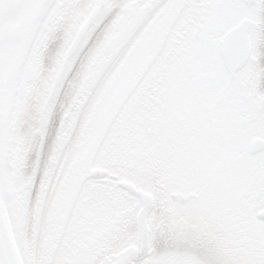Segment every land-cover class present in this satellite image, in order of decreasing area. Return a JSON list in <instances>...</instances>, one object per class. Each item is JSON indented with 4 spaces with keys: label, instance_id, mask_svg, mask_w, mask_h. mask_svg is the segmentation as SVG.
<instances>
[{
    "label": "flooded vegetation",
    "instance_id": "obj_1",
    "mask_svg": "<svg viewBox=\"0 0 264 264\" xmlns=\"http://www.w3.org/2000/svg\"><path fill=\"white\" fill-rule=\"evenodd\" d=\"M133 2L136 4L135 11L142 19L145 11L152 7L146 16H154L151 28L173 10L175 12L168 24L167 39L164 38L150 61L157 59L160 51L165 48L166 52L162 53L168 61L165 74H169L171 69L175 70L176 61L182 59L185 64L196 51H203L204 44H208V13L203 9L173 4L166 0ZM78 12V7L51 10L42 7L34 13L33 22L28 25L27 39L23 43L17 41L18 25L9 27L0 42V62L5 57L8 61H19L20 58V74L23 65H26V74L21 82L23 74L14 75V86H8L9 82H4L0 74V117L5 129L7 124L8 129L12 125L11 134L3 135V154L0 160L3 164V181L0 185V198L21 264H112L122 252L133 250L136 244L135 219L141 206L136 190L127 192L118 184L124 178L110 177L111 174L121 172L116 166L113 168L104 165L105 175L102 178H92L90 170L101 166L95 164L94 156H90L85 163L79 150L85 138V134L80 137L78 131L80 100H89L95 93L96 96L101 94L99 101L103 100L107 90L104 92L101 85H113L114 80L105 81L109 74H102L94 84L93 59L84 66L72 54L66 63L63 62L70 47L69 41L73 42L82 25L71 23L77 19ZM41 18L43 24L40 23ZM53 18L57 22H52ZM37 19L39 22L34 21ZM38 25L42 31L37 30ZM128 33L117 52H124L131 43L130 30ZM87 35L89 31L86 32ZM141 41L142 39L135 45L136 48L141 45ZM92 43L93 37H88L87 44L91 46ZM54 44H59L56 47L60 48L56 54L51 51ZM110 44L111 37L106 45L108 49ZM46 60H55L57 63L53 70H49V74H46V63L42 66V62ZM206 64L210 67V60L206 59ZM191 65L196 67L198 74L205 75L203 70H206L201 61L186 65L184 70ZM189 75L187 74L186 79ZM191 75L195 77V74ZM143 76L144 72L127 91L119 111H124L125 115V111L136 107L138 103L150 105L154 118L159 99L158 79L152 74L151 85L144 86L141 85ZM206 76H202V83H207ZM86 82L94 85L89 86ZM202 85L198 87L200 90L187 88L184 92L191 99L192 105L203 107V112H192L186 108V128L193 139L197 129L190 125L193 120L189 116L203 113L205 120L201 127L202 133L207 126L213 128L216 120L212 106L214 103L207 105L200 102L206 97L201 93L206 91ZM6 89L14 93L12 107L7 114L2 108L6 97L2 93ZM80 89L83 94L81 97ZM48 105L52 111H48ZM13 108L16 109L15 113L12 112ZM117 116L115 123L121 124L123 114ZM50 118L54 120L49 123L57 124L58 134L48 129L47 119ZM21 119L22 122L17 124ZM134 121L127 118L125 124H134ZM20 124H24L22 131L19 130ZM221 135L222 132L218 137ZM53 145L54 150L49 151L48 148ZM185 148H189L187 141ZM201 152L202 155L210 154L206 150ZM217 170L220 179L223 182L225 180L224 183H217L223 195L220 199L223 203H215L217 208H211L213 210L207 214L203 211L213 207L214 203L198 200V195L183 201L172 199V191H186L181 192L185 195L193 190L187 188L189 186L186 182L182 184L183 187L177 186L180 183L172 185L170 181L167 184L159 183L157 168L152 171L150 182L145 178L137 182L144 188L153 189L154 201L147 223L157 247L173 242L184 246L201 241L213 243L217 254L222 258H231L237 254L243 239L239 227L242 223L241 214L233 184L229 178L227 180L223 163Z\"/></svg>",
    "mask_w": 264,
    "mask_h": 264
},
{
    "label": "snow or ice",
    "instance_id": "obj_2",
    "mask_svg": "<svg viewBox=\"0 0 264 264\" xmlns=\"http://www.w3.org/2000/svg\"><path fill=\"white\" fill-rule=\"evenodd\" d=\"M82 2L86 0H0V42L12 25L32 23V14L42 7L63 9ZM166 2L208 13V57L216 74L214 126L222 131L219 159L233 184L243 239L236 255L222 258L211 242L197 241L184 246L173 242L157 247L148 229L135 251L122 252L112 264H264V0ZM103 13L102 5L90 27L97 31L103 28L108 19ZM40 23H44L43 18ZM37 30L42 31L39 25ZM85 39L81 37L76 52ZM72 43L69 41L70 46ZM3 130L0 117V160ZM2 170L0 163V185ZM0 264L17 262L5 258L0 249Z\"/></svg>",
    "mask_w": 264,
    "mask_h": 264
},
{
    "label": "rangeland",
    "instance_id": "obj_3",
    "mask_svg": "<svg viewBox=\"0 0 264 264\" xmlns=\"http://www.w3.org/2000/svg\"><path fill=\"white\" fill-rule=\"evenodd\" d=\"M135 6L136 4H132L130 7L122 9V19L118 21L115 34L113 33L112 35V39L114 40L111 42L109 49L112 50L115 48V45H118L114 51L115 54L128 37L129 30L131 35L136 31L140 35L145 34V36L141 41V45L131 52L126 63L116 75L114 84L109 87L107 94H105L103 100L99 102L97 108L91 114V120L86 127L84 132L85 138L79 150L85 163L87 160L89 161L90 156H94L95 164L116 166V169L127 175L145 176V173L151 174L153 170L159 167L161 169V176L164 175V178L167 176V181L169 180L172 185L180 183L177 186L183 187L182 184L186 182L189 186L187 188L193 190L198 195V200H204V202L208 200V203H214L213 207H208L203 211V213L207 214L213 210L211 208H217L215 203L217 205L223 203L220 200L223 195L217 185V183L225 182V180L223 182L220 179L219 171L217 170L222 165L219 159L220 143L218 137L222 131L215 126L213 128L207 126L205 132L202 133L201 127L205 120L203 113L192 114L189 116L193 120L190 125L196 127L197 131L195 132V139L190 137V131L187 130L185 122L186 115L188 114L187 109L192 112H203V107L202 105H192L191 99L184 92L187 88L195 91L200 90L198 87H201V84H203L202 86L206 88V91H202L201 93L203 96L206 95V97L205 99L202 98L200 102L207 105H212V102L215 103L216 93L214 84L216 74L212 70V67L206 64V59L209 60L208 44H204L203 51L201 53L196 51L185 64L182 59L176 61L175 70L169 69V74H165L168 67V61L165 56L163 64L159 65L155 69V72L151 69V74H160V79L166 75L162 82L163 85L160 87L158 108L154 113V118H152L151 106L139 103L136 107L133 106L128 111H125L126 114L124 115V111H119L122 99L150 63L156 50L162 45L167 34L168 24L175 15L173 10L170 15L165 16L166 18L160 20L158 24L154 23L155 26L151 28L150 25L153 22L154 16L147 18L146 16L152 10V7L145 11L142 19L138 16V12L135 11ZM32 15L34 19V13ZM141 19L142 22L140 21ZM37 22H39V19ZM28 25H18L16 36L19 43H23L27 39ZM105 52L106 50L104 49L101 53L102 57L99 59L104 58ZM18 59L21 61L20 58ZM19 61L9 62L7 60L4 65H1L0 62V74H2L4 82H9L8 86L16 85L14 84L13 77L15 74H20V70L18 69ZM99 61H95L93 64L94 72L92 74L94 84L98 82L99 77L108 65L106 60ZM200 61L207 72L203 70L205 75L198 74L196 67L193 65L187 66L186 70H184L186 65L196 62L200 63ZM102 62L106 63L103 64ZM24 65L20 82L24 74H26V65ZM187 74L190 75L186 79ZM191 74H195V77ZM202 76L204 78L206 76L207 83H202L204 81V79L201 81ZM88 85L93 86L92 84ZM2 95H6L2 108L5 114H7L12 107L11 100L14 93L6 89ZM12 112L15 113L16 109L13 108ZM119 114H123L122 123L113 128H108V126L114 125L116 116ZM139 116H143L144 118L140 120ZM113 117L116 118L113 119ZM127 118L135 120L134 124H125ZM112 119L114 120L113 122ZM11 129L12 125L8 129L7 124L6 129L4 128L3 130V135L6 133L11 134ZM108 131L109 133H107ZM151 132H154L156 140L154 149L156 150L149 153L151 150ZM185 141L189 142L187 150L185 148ZM201 150H206L210 154L202 155ZM172 177L173 180L171 179ZM168 187L170 188V186ZM164 198L167 197L165 196Z\"/></svg>",
    "mask_w": 264,
    "mask_h": 264
},
{
    "label": "trees",
    "instance_id": "obj_4",
    "mask_svg": "<svg viewBox=\"0 0 264 264\" xmlns=\"http://www.w3.org/2000/svg\"><path fill=\"white\" fill-rule=\"evenodd\" d=\"M99 1L100 0H94L92 6L95 7L99 3ZM104 4H105L106 8L104 9L103 15L108 17L107 23H105L103 28L99 29L98 31L95 30V28L92 27L94 29L93 36H92L93 37L92 45L91 46L87 45V41H86L87 38H86L84 43L80 45V50L76 54L79 64H84V66L87 65V62L90 60V58L89 59H87V58L90 57V56H92L94 58V60L97 61V62H100L99 60H101V61L105 60L104 58H102V59H99V58L102 57L101 53H102V50H103V47H104L106 36L108 35V33H110L108 31H112L113 27L118 22V20H119V18L121 16V13H122V8L125 6V1L124 0H116V2H114V3H108L107 0H105ZM80 5L82 7H84V9H85V12H82V13H85L84 15L87 16L89 14V12H90V9H88V8H90V3L87 5V0H86V2L80 3ZM77 6H78V4L73 6V7H77ZM82 7L79 8V12L78 13H80V10H81ZM86 9H88V10L86 11ZM80 21H81V16H80V14H78L77 19L76 20L75 19L72 20L71 23H76L77 24ZM53 22H57L56 19ZM106 25H107V27H106ZM97 27H98V25H97ZM56 45H59V44H54V45L51 46V51L54 52V54H56L58 49H60V48L56 47ZM88 47H89V52H88ZM81 57H82V59H81ZM123 61H124V57L123 56L121 57V59L117 58V60H114L111 68L109 70H106L107 72L105 71V74H115L117 72V70L119 69V67H120V65L122 64ZM102 63L104 64L105 62H102ZM44 64L47 65V73L46 74H49V70H53L54 67L57 65L55 60H46L45 62H42V66ZM80 86H82L81 80H80ZM79 94H81V89H80ZM90 95H87V96H90ZM97 96H96V93H95V94H93V96L90 97L89 100H87L88 99L87 98L83 102V106H82V108L80 110V115L82 117H81V121H80L79 130H81L83 128L84 122H85V119H86L87 115L92 112V109L94 107V103H95V101L97 99V98L95 99V97H97ZM80 107H81V104H80ZM52 119L53 118H50L51 121H52ZM50 120L47 119L48 129H51L54 134H57V132L55 133V131L57 129V124L49 123ZM23 127H24V124H20L19 125V130L22 131ZM48 150L52 151V148L50 147V148H48ZM160 180H161V178H160ZM163 182L165 183L166 181H163ZM18 258H19V261H20V264H21L20 255L18 256Z\"/></svg>",
    "mask_w": 264,
    "mask_h": 264
},
{
    "label": "water",
    "instance_id": "obj_5",
    "mask_svg": "<svg viewBox=\"0 0 264 264\" xmlns=\"http://www.w3.org/2000/svg\"><path fill=\"white\" fill-rule=\"evenodd\" d=\"M93 19H94V16H91L83 23V25L78 31L71 47L69 48L65 56L64 62L74 52V50L76 49V45L80 42L81 37L84 36L85 31L87 30L89 25L92 23ZM90 174L93 177H102L105 174V170L100 169V168H93L91 169ZM119 185L121 188L128 190L130 192H133L135 189L134 186L128 181H120ZM137 193L141 199V207L136 215L137 235H136V246L133 249L134 251L137 249V244L142 242L145 231L148 230L147 215L153 204L152 196L149 193L143 192L142 190H138ZM191 196H192L191 194L185 197H183L179 193L171 194V197L173 199H179V200H186V199H189ZM0 249H2V255L5 258L11 257L17 262V264H19L17 260L16 252H15V249H14L11 237H10V233H9V230H8L5 218H4L1 202H0Z\"/></svg>",
    "mask_w": 264,
    "mask_h": 264
}]
</instances>
